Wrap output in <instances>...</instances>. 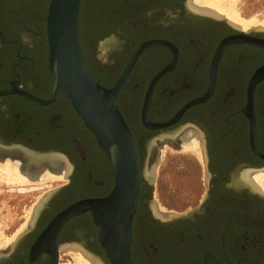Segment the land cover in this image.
I'll use <instances>...</instances> for the list:
<instances>
[{
  "label": "flooded vegetation",
  "instance_id": "af4514ba",
  "mask_svg": "<svg viewBox=\"0 0 264 264\" xmlns=\"http://www.w3.org/2000/svg\"><path fill=\"white\" fill-rule=\"evenodd\" d=\"M47 1L0 0V153L19 155L26 172L68 167L67 182L0 248V264H70L75 250L112 264L90 212L45 236L58 213L107 197L116 182L70 101L31 100L53 94ZM89 1H81L78 22L91 74L112 89L131 66L116 104L140 170L133 263L264 264V190L256 182L264 174V26L242 28L191 0H100L92 22ZM165 144L200 155L205 187L200 204L171 214L190 212L171 223L149 206Z\"/></svg>",
  "mask_w": 264,
  "mask_h": 264
},
{
  "label": "water",
  "instance_id": "95a60500",
  "mask_svg": "<svg viewBox=\"0 0 264 264\" xmlns=\"http://www.w3.org/2000/svg\"><path fill=\"white\" fill-rule=\"evenodd\" d=\"M81 1L50 0L46 33L50 47L49 64L54 76L53 94L45 101L31 100L46 105L63 96L70 101L98 145L108 154L116 182L107 197L84 199L58 213L45 236H55L70 218L90 212L110 262L134 264L130 254L131 231L138 205L140 170L134 139L116 104L131 66L112 89L104 87L94 78L86 65L79 39ZM58 192L59 189H56L47 194L37 212L45 210ZM188 214L190 212L171 216L168 223Z\"/></svg>",
  "mask_w": 264,
  "mask_h": 264
},
{
  "label": "rangeland",
  "instance_id": "374dc122",
  "mask_svg": "<svg viewBox=\"0 0 264 264\" xmlns=\"http://www.w3.org/2000/svg\"><path fill=\"white\" fill-rule=\"evenodd\" d=\"M99 1L90 0L88 3L90 6L88 19L92 22L96 20L95 10ZM44 6L46 9V5ZM236 9L244 19L256 18L260 19L259 22H264V0H240ZM195 153L194 150H179L165 144L163 156H161L155 171L153 196L149 201V206L154 214L162 212L168 214L165 218L169 219L171 214H183L200 204L205 187H200L199 190V180L204 174L196 166L195 155L199 157L200 155ZM19 159V155L0 153V166L9 163L16 167L17 164H22ZM0 173L6 179L7 173L3 171ZM4 179H0V234L2 235L0 236V248L12 242L18 234L27 228L28 222L32 218L33 206H36L50 192L63 188L67 182V178H55L45 182L35 180L26 184H10ZM262 179H264V174L259 175L256 182L264 190V180ZM192 188H196V192ZM69 198L67 196V199ZM143 226L148 227V220L144 222ZM73 253L74 261L70 264H80L78 258L81 257L82 252L75 250Z\"/></svg>",
  "mask_w": 264,
  "mask_h": 264
},
{
  "label": "bare ground",
  "instance_id": "6f19581e",
  "mask_svg": "<svg viewBox=\"0 0 264 264\" xmlns=\"http://www.w3.org/2000/svg\"><path fill=\"white\" fill-rule=\"evenodd\" d=\"M239 1L240 0H191V3L194 4L195 7L201 11L210 12L222 17H226L235 25H238L245 29H248L254 25L264 26V22H259L260 19L257 20L256 18H252V19L242 18L236 9V6ZM6 164L7 163L0 166V171L7 173L6 179H4L5 177L3 176L2 173H0V179H4L7 181V183L10 184H16V183L26 184V183H31L35 180L37 181L40 180L41 182H45L47 180H51L55 178L56 179L64 178L65 177L64 175L68 170V167H66L65 169L61 167L59 170L45 169L44 171L37 172L35 171V169H33L32 171L26 172L27 170H24L22 165L17 164V162H16L17 164L16 167H14L9 163L7 165ZM44 200L45 197L42 198V200H40V202H38L36 206H33L31 210L32 217L35 212L37 213L39 206L42 204ZM0 236L2 235L0 234ZM78 260L80 264H100L98 261H95L89 257L87 259V256L84 255L83 253L81 257L78 258Z\"/></svg>",
  "mask_w": 264,
  "mask_h": 264
},
{
  "label": "trees",
  "instance_id": "16d2710c",
  "mask_svg": "<svg viewBox=\"0 0 264 264\" xmlns=\"http://www.w3.org/2000/svg\"><path fill=\"white\" fill-rule=\"evenodd\" d=\"M49 2H50V0H49ZM49 2H48V3H49Z\"/></svg>",
  "mask_w": 264,
  "mask_h": 264
}]
</instances>
